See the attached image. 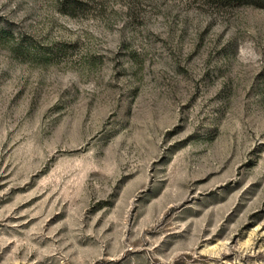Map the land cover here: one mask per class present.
Listing matches in <instances>:
<instances>
[{
    "label": "rangeland",
    "instance_id": "rangeland-1",
    "mask_svg": "<svg viewBox=\"0 0 264 264\" xmlns=\"http://www.w3.org/2000/svg\"><path fill=\"white\" fill-rule=\"evenodd\" d=\"M0 264H264V0H0Z\"/></svg>",
    "mask_w": 264,
    "mask_h": 264
}]
</instances>
